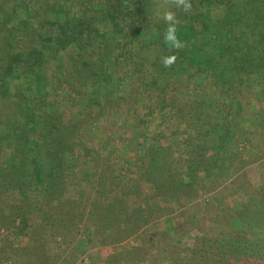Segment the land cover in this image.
<instances>
[{"label":"trees","instance_id":"16d2710c","mask_svg":"<svg viewBox=\"0 0 264 264\" xmlns=\"http://www.w3.org/2000/svg\"><path fill=\"white\" fill-rule=\"evenodd\" d=\"M186 3L187 9L175 0H0V194L20 193L18 209L24 225H29L27 216L34 214L42 218L36 233L46 225L49 230L44 231L67 237L87 211L88 198L72 194L66 173L67 153L83 138L82 120L67 122L65 116L76 97L87 93L89 113L104 114L111 107L116 85L106 72L107 58L112 56L110 41L119 55L129 57L139 89L171 106L203 143L188 161L172 158L171 148L159 142L146 150L139 176L158 192L153 199L190 196L197 173L209 160L219 173L225 169L224 154L240 129L234 106L244 79L256 75L264 83V0ZM166 12L174 14L175 23L165 21ZM170 26L179 47L165 40ZM118 34L123 40H117ZM171 56L176 58L174 63L165 67L163 59ZM59 62L65 63L66 70L55 83L48 80L49 68ZM213 69V85L194 89L191 70ZM71 78L89 86L90 92L71 84ZM66 82L71 93L61 99ZM261 132L264 126L244 132L258 149L264 148ZM260 161L264 157L255 162ZM185 163L186 177L181 172L171 174ZM99 185L107 190L102 181ZM240 189L245 190L243 185ZM99 193L95 209L107 197L105 191ZM112 193L113 201L105 204L104 213L107 237L115 241L148 224L153 211L146 203L131 212L129 191L119 194L113 189ZM198 243L192 257L178 264H238L235 258L245 253L223 252L206 234L199 236Z\"/></svg>","mask_w":264,"mask_h":264},{"label":"rangeland","instance_id":"374dc122","mask_svg":"<svg viewBox=\"0 0 264 264\" xmlns=\"http://www.w3.org/2000/svg\"><path fill=\"white\" fill-rule=\"evenodd\" d=\"M116 38L120 41L124 37L118 34ZM109 50L112 56L107 58L106 72L116 90L111 107L104 114L89 113V86L70 79L71 84L87 93L76 97V104L65 116L67 122L82 120L83 138L67 153L66 173L72 194L88 198L83 219L77 220L71 236H53L44 231L49 230L46 225L36 233L42 218L31 214L27 216L29 225L22 223L23 215L18 209L20 193L0 194V264H178L192 257L203 234L213 237L223 252L237 255L236 251H244L239 259L235 258L238 264H264V162H255L259 156L264 157V148L251 146L244 134L264 126L261 77H246L244 89L236 97L234 112L235 116L238 113L240 129L224 154L225 169L219 173L211 168L213 162L209 160L197 173L198 181L190 196L153 199L158 192L139 176V164L143 167L141 160L146 150L159 142L171 148L172 158L188 161L196 157L198 146L203 143L171 106L162 103L157 95L139 89L138 74L129 64V57L119 55L114 41H110ZM65 70L64 62L54 63L49 68L48 80L56 83L64 78ZM196 72H190L194 89L213 85L216 69ZM71 84H64L61 99H67L71 93ZM260 137L263 142V132ZM188 147L197 149L194 157L187 155ZM209 152L207 156L211 157L213 151ZM187 168V163L182 164L176 167L179 172L172 169L171 174L181 172L186 177ZM241 169L246 171L240 173ZM101 181L107 190L100 187ZM113 189L119 194L129 191L127 208L131 212L146 203L153 211L148 224L115 241L107 237L110 232L104 213L105 204L113 201ZM99 191H105L107 197L95 209L101 198Z\"/></svg>","mask_w":264,"mask_h":264},{"label":"clouds","instance_id":"9594fccd","mask_svg":"<svg viewBox=\"0 0 264 264\" xmlns=\"http://www.w3.org/2000/svg\"><path fill=\"white\" fill-rule=\"evenodd\" d=\"M175 2L177 4H183L185 6V9L190 7V5L186 3V0H175ZM164 19L166 22L175 23L174 14L171 12H166L164 15ZM174 31H175L174 27L170 26L165 34V40L166 42L171 41L172 43L175 44L176 47H179L180 45L175 41ZM175 59H176L175 56L165 57L163 59L164 66L165 67L171 66V64L174 63Z\"/></svg>","mask_w":264,"mask_h":264},{"label":"crops","instance_id":"0c3cea01","mask_svg":"<svg viewBox=\"0 0 264 264\" xmlns=\"http://www.w3.org/2000/svg\"><path fill=\"white\" fill-rule=\"evenodd\" d=\"M186 151H187V155L190 157H194L197 154V149L192 147H188Z\"/></svg>","mask_w":264,"mask_h":264}]
</instances>
